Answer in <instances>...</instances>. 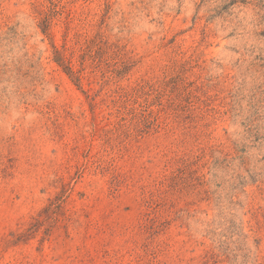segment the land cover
Listing matches in <instances>:
<instances>
[{"label":"rangeland","instance_id":"rangeland-1","mask_svg":"<svg viewBox=\"0 0 264 264\" xmlns=\"http://www.w3.org/2000/svg\"><path fill=\"white\" fill-rule=\"evenodd\" d=\"M0 264H264V0H0Z\"/></svg>","mask_w":264,"mask_h":264},{"label":"trees","instance_id":"trees-1","mask_svg":"<svg viewBox=\"0 0 264 264\" xmlns=\"http://www.w3.org/2000/svg\"><path fill=\"white\" fill-rule=\"evenodd\" d=\"M58 52V51H57ZM67 65L65 66L67 69H68V73L69 74H71V75H75V76H77V77H79L78 75H77V73L73 70V68H72V66H71V64H70V61H68L67 63H66Z\"/></svg>","mask_w":264,"mask_h":264}]
</instances>
